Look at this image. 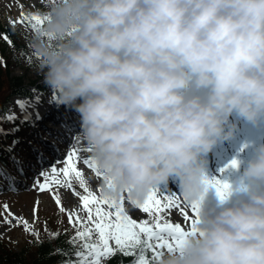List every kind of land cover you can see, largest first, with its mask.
Instances as JSON below:
<instances>
[{
	"label": "clouds",
	"instance_id": "1",
	"mask_svg": "<svg viewBox=\"0 0 264 264\" xmlns=\"http://www.w3.org/2000/svg\"><path fill=\"white\" fill-rule=\"evenodd\" d=\"M38 15L30 67L78 114L100 194L143 202L172 181L197 209L157 264H264V143L223 196L207 167L239 120L264 122V0H44Z\"/></svg>",
	"mask_w": 264,
	"mask_h": 264
},
{
	"label": "snow or ice",
	"instance_id": "2",
	"mask_svg": "<svg viewBox=\"0 0 264 264\" xmlns=\"http://www.w3.org/2000/svg\"><path fill=\"white\" fill-rule=\"evenodd\" d=\"M26 19L22 13L21 18L12 23L23 24ZM31 20L40 24L43 23L39 16L34 15ZM2 38L8 40L6 35ZM8 42L11 43V41ZM27 101V104L24 103V100L17 101V106L21 112L27 113L28 108L32 107L33 103L40 101V97L33 96ZM16 118L17 114L9 111L0 117V121H13ZM2 131L0 129V132ZM80 151L81 149L70 150L60 162L62 167H52L49 172L41 173L42 181L36 182L41 190L51 189L54 185L72 189L73 179H75L80 188L84 190V195H80L79 192L75 193L79 196L80 210L83 211L84 215L81 216L80 211H68L70 223H73L74 227L77 228L72 242L80 241L82 243L74 253L76 259H68L64 264H103V261L115 255L117 250L126 256H134L132 264H157L164 250L172 251L174 246L180 243V238L187 234V230L180 223H172L164 219L165 210L174 208H179L184 218L189 219L187 212L181 208L180 198L171 194L162 195L161 189L158 187L151 191L143 202L129 201L150 217V220L137 222L125 212L124 197L119 200L109 199L101 194L97 196L89 190L82 172L77 168ZM14 163L17 165V171L22 172L23 169L19 163L16 161ZM84 163L95 172L91 159H85ZM237 163L236 160H233L231 165L235 167ZM0 174L9 181L14 180V177L6 171ZM95 175L100 177L98 172H95ZM216 185L221 196L230 187L227 183L222 184L219 180H216ZM55 200L60 211H66L58 195L55 196ZM4 208L7 211V205H4ZM191 210L195 216L197 214L196 207L191 206ZM35 220V215L33 224L22 218H16L17 225L22 226L25 232H29L38 238L39 233L34 228ZM6 222L10 223L7 220ZM197 222L194 218L191 219L189 228L193 232ZM113 242L115 247H113ZM148 253L151 255L149 256Z\"/></svg>",
	"mask_w": 264,
	"mask_h": 264
},
{
	"label": "rangeland",
	"instance_id": "3",
	"mask_svg": "<svg viewBox=\"0 0 264 264\" xmlns=\"http://www.w3.org/2000/svg\"><path fill=\"white\" fill-rule=\"evenodd\" d=\"M42 4L44 7V0H0V21L1 22H13L16 21V16L21 12L24 16H28L29 23L22 25L24 31L29 33L32 37V33L35 27L40 24L38 22L32 21L31 18L35 15V8ZM40 17V16H39ZM41 19V17H40ZM18 24V23H17ZM29 58V60H28ZM34 55L31 50V44L29 47V52L26 56V61L18 67H14L11 71V74L14 75H35L37 74L33 67H30L34 63ZM7 86H4L2 94L5 95L8 93ZM48 92H52L47 89ZM41 93L34 92L33 96L40 97ZM26 103V102H24ZM36 106V105H34ZM7 113L9 111L15 112L16 114L21 111V109L16 106V104L11 102L7 107ZM6 113V114H7ZM234 119V118H232ZM252 127L257 129V133H253ZM238 128L245 134L253 135L257 134L254 137L253 145L250 147V151H254L255 147L261 143H264V122L258 125H252L245 121H238ZM227 142V141H226ZM223 145L226 143L222 142L217 144L214 147L212 152H210L207 156V161L212 163L213 161H220L221 165H214L212 171L216 173V175L220 176L219 179L222 182L230 183L231 179L235 178L239 172L242 171L243 165L241 162H246L248 159L252 157V152H249V156L246 158H242L241 155L237 154L234 157H221L224 153ZM5 149L11 151L16 146V142H12L9 145H4ZM69 150L65 151L66 154L72 149H81L79 152V159L77 160V168L83 174V178L89 188L95 195L99 196L101 192V178L95 175L94 170L87 167L84 163L85 159H90V156L85 148L81 147L74 138L71 143L68 144ZM229 149L228 146L225 150ZM63 157V159L65 158ZM63 159H60L53 166H46L44 171H40L37 174H33L32 178H24L27 180L28 184L22 186L19 190H11V189H1L0 190V240L9 244L13 250L16 252H20L23 248L32 241L36 236L32 235L29 232H25L22 226L17 225L16 218H22L27 220L30 224H33V217L35 215L36 220L34 222V228L39 233V238H45L50 234H54V229H50L51 227H55L58 231L66 232L67 235L72 238L76 235L77 228L74 227L73 223H70L68 211H80V215L83 216V211L80 210V199L75 193L79 192L80 195H84V190L80 188L78 182L73 179V188L69 189L65 187L53 186L51 189L41 190L37 181H42L41 173L49 172L52 167L60 168L63 165L60 163ZM236 160L237 166L233 167L231 162ZM209 165V163H208ZM207 165V166H208ZM229 167L231 168V173L229 177L228 171ZM1 168V167H0ZM229 178V179H228ZM162 195H173L175 197H179V188L176 183L170 181L166 186L160 187ZM59 196L61 203L63 204L66 211L61 212L59 206L56 203L55 196ZM4 205H7V211L4 208ZM181 208L185 212H187L188 218L185 219L181 213L179 208L168 209L165 210L164 219L172 223H180L186 230L190 227L191 219L194 217V213L191 210L190 206H187L182 199L180 198ZM106 207V206H105ZM125 212L133 217H137L140 220L146 219V213H144L141 209L132 205L127 199L124 201ZM35 209V212H34ZM11 215H10V214ZM148 216V214H147ZM140 217H144L140 218ZM149 220L150 217L148 216ZM10 221L9 222H6ZM142 222V221H140ZM95 239V237H93ZM113 247H115L113 242ZM167 250L165 249L164 252Z\"/></svg>",
	"mask_w": 264,
	"mask_h": 264
},
{
	"label": "trees",
	"instance_id": "4",
	"mask_svg": "<svg viewBox=\"0 0 264 264\" xmlns=\"http://www.w3.org/2000/svg\"><path fill=\"white\" fill-rule=\"evenodd\" d=\"M1 51L3 48H0ZM27 85L21 77L10 76L8 69L0 68V114L4 111V95L2 94L4 86L8 88L7 95H27ZM72 241L71 236L61 232L44 239H33L21 252H16L0 240V264H64L68 259H76L74 253L82 243ZM148 255L150 256L151 253ZM134 258L117 250L116 254L106 259L104 264H132Z\"/></svg>",
	"mask_w": 264,
	"mask_h": 264
}]
</instances>
